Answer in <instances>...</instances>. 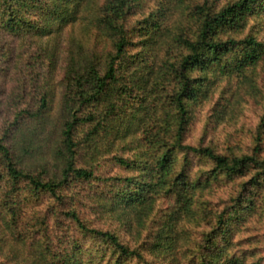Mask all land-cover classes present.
Here are the masks:
<instances>
[{
	"label": "trees",
	"instance_id": "obj_1",
	"mask_svg": "<svg viewBox=\"0 0 264 264\" xmlns=\"http://www.w3.org/2000/svg\"><path fill=\"white\" fill-rule=\"evenodd\" d=\"M260 31L264 0H0V73L22 64L1 102L0 264H264L232 241L264 195V100L250 154L221 151L206 130L187 140L215 83L235 80L217 124L255 99ZM214 188L225 198L207 212Z\"/></svg>",
	"mask_w": 264,
	"mask_h": 264
},
{
	"label": "rangeland",
	"instance_id": "obj_2",
	"mask_svg": "<svg viewBox=\"0 0 264 264\" xmlns=\"http://www.w3.org/2000/svg\"><path fill=\"white\" fill-rule=\"evenodd\" d=\"M254 25L253 23H251ZM259 29L256 30L258 32ZM70 29H65L62 31L61 35L57 37L54 43L57 44L58 56L56 61V67L54 72L52 73V79L50 81V85L54 90L55 99L53 105L52 116L56 117L59 113V104L62 96V85L61 81L64 76L65 68H66V60H67V49L70 47V43L68 41V36L70 34ZM83 32V30H82ZM81 30H77L74 28L72 33L74 35V39L76 41H80L85 48H91L96 43V36L93 33L88 32L86 29L84 32L89 33L88 37L84 36ZM260 37L264 38V32L260 31L257 33ZM42 44H46V40L43 39ZM40 43V42H38ZM52 45V43L50 42ZM16 48V52L24 53V57H26L28 50V45L22 46L20 42L17 44H13ZM98 46V45H97ZM71 48V47H70ZM99 48V47H98ZM162 57V53L160 55ZM12 66V65H11ZM22 64L18 66L16 71L14 69L9 68V71L6 73H0V113H1V102L4 101L9 96L10 90L16 88V81L19 78L20 70ZM16 72V73H15ZM235 80H220L214 85V95L211 97L209 102L205 103L200 109L199 113L196 116L195 123L193 128L191 129L188 136V143L194 144L197 143L198 140L202 139L205 134V140H212L217 142L218 148L222 151H229V149L233 150L236 153H251V149L254 147L253 137L255 133V129L259 122V118L261 115L263 100L260 96H262V91L260 88L264 89V74L261 70L258 69L256 73V88L257 96L252 97L258 99L260 102H255V99H243L239 102L238 107L233 106V112L228 114L222 121L217 124L215 120L212 119V108L216 105L220 96L222 95L223 89L229 92L228 96L232 91L235 90ZM253 92V93H255ZM259 92V93H258ZM8 98V97H7ZM263 98V97H262ZM236 110V111H234ZM264 190V189H263ZM264 194V192H263ZM262 194V195H263ZM221 198H225L223 196V190L219 189H211L201 194V202H204V207L207 209V212L212 210L213 206L218 204ZM170 206V204H165V208ZM39 209H44V207H39ZM258 211L264 213V195L257 201V209L256 212L252 215L251 223H248V227L245 231L240 232V235L235 236L232 241L234 243L238 241H243V243L235 248L239 252H243L247 254V259L252 261L250 257L255 251L259 257L260 255H264L263 253H259L264 248V242L262 239V234L264 232V215H257ZM69 224L65 225V230H69ZM71 227V224H70ZM196 228V227H195ZM71 229V228H70ZM196 231H193L192 234L189 235V238L195 239L198 237L196 235ZM197 240V239H196Z\"/></svg>",
	"mask_w": 264,
	"mask_h": 264
}]
</instances>
